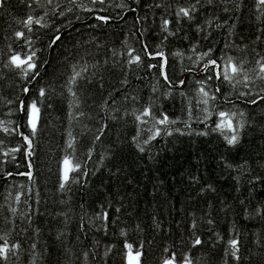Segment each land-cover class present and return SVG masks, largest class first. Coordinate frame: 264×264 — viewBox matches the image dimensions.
I'll return each instance as SVG.
<instances>
[{
	"label": "trees",
	"instance_id": "trees-1",
	"mask_svg": "<svg viewBox=\"0 0 264 264\" xmlns=\"http://www.w3.org/2000/svg\"><path fill=\"white\" fill-rule=\"evenodd\" d=\"M55 2L61 5L59 10L69 11L63 17L48 12V19L60 28L59 39L51 40V24L36 33L38 65L42 67L36 69L39 75L34 85L50 90V99L41 108V119L32 138V156L25 159L22 151L11 153L12 148L22 145L21 138L0 131V169L11 173L6 176L0 171V233L8 227L6 220L12 219L17 227L11 235L22 243L19 260L12 257L10 264H123L125 238L129 242L143 241V264H158L165 255L164 247L178 259L187 252L193 264H233L231 257L224 255L229 236L239 242L238 264H264V104L246 105L235 95L228 97L245 112V123L237 143L227 145L219 132L212 131L211 123L200 122L203 105L197 103L201 98L196 82L205 79L207 71L197 74L201 62L195 59L197 52L208 47H212L216 57L221 51L249 61L257 58L255 54L264 55V6L255 7V0H212L211 5L200 0L194 21L181 19L178 26L176 6H187L194 0H104L103 5L75 0L81 5L79 8L70 0ZM27 3L29 0H5L0 8V65L8 43L5 35L11 36L12 30L20 27L16 21L23 20L26 14H40L42 9L35 5H44V0H32L31 8L25 7ZM119 4L126 7L121 9L116 6ZM155 4L170 7L158 8ZM237 4L239 8L235 7ZM94 15H107L110 19L101 23ZM162 16H167L169 30L175 35L165 38L160 31ZM212 18L214 24H227L219 28L205 24ZM196 25L201 31L196 30ZM228 29L230 36L226 35ZM140 40L150 52L160 44L170 84L166 85L159 75L160 58L145 57ZM226 41L233 47L225 49ZM240 43L246 47L236 51L235 46ZM129 47L134 51L128 52ZM132 55L141 56L138 67L126 63ZM81 58V62L89 64L90 71L102 78L103 87L93 78L79 96L78 110L85 116L70 122V98L62 84L69 64ZM148 63L153 68L148 69ZM125 79L126 85L121 83ZM177 80L184 83L178 86ZM19 83L11 73L0 80V121L20 123V132L27 135L18 114H9L12 105L7 103L15 99ZM220 88L221 94L233 91L224 85ZM32 91L30 88L29 94ZM124 94L138 100L125 101ZM103 99L108 105L113 99L117 101L114 107H119L120 112L111 113L117 116L116 120L100 112L97 105ZM49 103L51 108L47 107ZM145 104L153 116L163 112L169 118L167 125H157L160 134L147 144L143 141L154 121L141 117L148 123H140L137 134L132 115L133 110L140 114ZM216 104L232 107L219 99ZM125 109L127 114L121 117ZM102 117L106 127L102 134L96 133L100 139L92 145L96 122ZM7 126L11 128L12 124ZM165 128L171 130V135L164 134ZM69 130L80 137L76 142L77 155L86 144L94 151L88 160L89 175L84 184L69 183L61 192L57 164ZM202 132L206 134L201 135ZM133 136L137 137L135 143ZM136 143L144 151H139ZM28 163L32 165L31 178L22 174L29 170ZM17 192L21 193L18 201ZM101 204L108 211L106 230L99 227L100 221L94 217ZM10 207L17 212L10 213ZM21 212L31 214L30 225L22 221ZM121 229L125 236L120 235ZM193 233L200 237V245L191 244ZM33 243L35 256L30 247Z\"/></svg>",
	"mask_w": 264,
	"mask_h": 264
},
{
	"label": "snow or ice",
	"instance_id": "snow-or-ice-1",
	"mask_svg": "<svg viewBox=\"0 0 264 264\" xmlns=\"http://www.w3.org/2000/svg\"><path fill=\"white\" fill-rule=\"evenodd\" d=\"M91 2L93 5L96 3L103 5L104 0H91ZM70 3L74 4L77 8L81 7V5L75 3V0H70ZM206 3L211 5L212 0H206ZM4 4L5 0H0V8H3ZM199 4L200 0H194L192 4H188L187 6L177 5L174 13L176 24L179 26L181 19L187 22H193L195 19L193 14L197 12ZM116 6L121 9L126 7L123 4ZM145 6L149 7L148 5ZM154 6L158 8L170 7L162 4H155ZM260 6H264V0H255V7L259 8ZM25 7L31 8L32 0H29V3L25 4ZM35 7L42 9L40 14H35L34 12L26 14V17L23 20L16 21L20 27L13 29L11 36H8L7 34L5 35V39L8 43L5 44L6 51L3 52L4 60L3 64L0 65V68L3 69V72L0 73V80H4V78L11 73L20 82L18 88L16 89L15 99L8 100L7 103L12 105L9 114L12 112L18 114L19 121L22 122L24 128L28 130V134L26 135L24 132H20V123H14L12 121H0V131H3L6 134L15 133L20 136L22 145L12 148L10 152L15 153L17 151H22L25 159L32 156V138L37 132L38 123L41 119V108L45 104V101L50 99L48 96V91L50 90L46 89L44 86L35 87L34 85V82H36L37 76L39 75V72L36 71V69L38 66L42 67V65H38V49L35 47V42L38 39L36 33L40 29H47L51 24L54 28L51 40L55 41L59 39L60 28L48 19V12L51 11L53 15L58 14L60 17H63L65 12L69 11L68 8L59 10L61 9V5L56 3L55 0H44V5L36 3ZM235 7L239 8L240 5L237 4ZM89 11H92V9H89ZM223 11L227 12L228 9L224 8ZM94 18L101 23L110 19L107 15H94ZM214 19L215 18L205 21V24H210L216 28L227 24V21H224L223 24H214ZM137 23H139V20H137ZM169 23L170 21L167 16H162L160 20V31L165 34V38H167V36L175 35L174 32L169 30ZM93 26L95 27V25ZM137 30L139 31V29ZM196 30L201 31L200 25H196ZM257 31H261V29H257ZM133 35H135V33H133ZM226 35H231V29H228ZM257 39H259V37H257ZM139 43L141 45V51L145 57L155 56L160 58L158 62L159 75L164 77L166 85L170 84L171 82L168 80L164 71L163 61L165 58V52L162 50L160 44L156 45L155 51L150 52L143 40H140ZM230 47H233V45L226 41L224 48L228 49ZM245 47L246 45L243 43L235 46L236 51ZM133 51L134 50L132 48H128V52L131 53ZM253 53H255V49H253ZM174 55H179V53H174ZM255 56L257 58L249 61L246 57H236L228 55L226 51H221L220 56L216 57L213 53L212 47H208L207 50L202 53L197 52L195 56L196 61L201 62L200 68L207 71L205 79H201L196 82L199 85L197 92L201 98L197 101V103L203 105V119L200 122L204 123L207 121L211 123L212 131L219 132L227 145H234L237 143L239 139V130L244 127L245 123L243 120L245 112L239 109L235 104H232V101L228 99V97L235 95L239 101L246 105H256L258 102L264 104V55L255 54ZM82 60L83 58L75 63L69 64L65 81L62 84L63 90L67 92V95L70 98L68 101L70 122L75 117L82 118L85 116L83 111L78 110L80 105L79 96L86 91L87 85L93 83V78L100 87H103L102 78L95 72L90 71L89 64L87 62H81ZM126 63L129 65L134 64L138 67L142 63L141 56L132 55ZM153 66L154 65L152 63L147 64L148 69L153 68ZM121 83L126 85L128 81L125 79ZM183 83V80H177V84ZM220 85L230 87L233 91H225V93L221 94ZM30 88L34 89L31 94H29ZM77 88H79V93L77 92ZM153 91H155V89H153ZM181 95H183V93H181ZM108 99L111 98L109 97ZM123 99L125 101H135L138 100V97L124 94ZM218 99L223 100L224 104L232 105V107H218L216 104ZM116 104L117 101L114 99L111 101V105H108L107 99H103L97 107L100 112L106 113L108 119L116 120L117 116L111 115L112 112H120L119 107H114ZM47 107L51 108V103H49ZM73 108H76L77 111L73 112ZM136 111L137 110H133L132 115L134 120L137 122V134H139V124L148 123V119L142 120L141 117L151 118L154 121L152 129L149 130L148 138L143 141L145 144H147L149 140H152L155 135L160 134L161 129L157 127V125H167L169 123V118L163 112H159L158 117L153 116L150 112V106L148 104L142 106L139 110L140 114H136ZM125 114H127V109L124 110V113H121V117ZM88 118L92 119L91 116ZM189 118H191V115H189ZM103 119L104 118L102 117L101 120L96 122L97 129L96 132L93 133L91 141L92 145L100 139V135L96 133L102 134L104 132L106 124L103 123ZM9 123L12 124L11 128L7 126ZM172 123H175V121H172ZM184 123L187 125V121ZM84 130L85 132L88 130L86 125L84 126ZM176 131L179 132L180 129H176ZM164 134L171 135V130L165 128ZM200 134L205 135L206 133L202 132ZM79 139L80 137L75 136L69 130L63 140L64 147L60 149L62 155L60 156L57 164L58 190L61 192L64 191L69 183L78 181L83 185L86 177L89 175L88 160L91 159L94 149L91 145L86 144L84 146V151L77 155L76 142ZM132 140L135 143L137 141V137L133 136ZM0 143H2V141H0ZM136 147L139 151H144V149L140 147L139 143H136ZM7 154L10 153H6V155ZM100 159L103 160L104 156L102 155ZM12 160H15V156H12ZM27 168L29 170L24 173V175L31 178V163L27 164ZM0 171L3 170L0 169ZM3 175L7 176L11 175V173L3 171ZM20 195V192L16 193L17 201L19 200ZM119 211V208H117L116 212ZM9 212L15 214L17 209L10 207ZM61 215H63V213H61ZM20 216L22 221H27L29 225L31 224V214L21 212ZM94 217L100 221L99 227L106 230L108 211L103 204H101L98 211L94 213ZM5 223L8 227L4 232L0 233V264H10L12 257H16V259L19 260L18 253L22 250L21 241L14 239L11 235L12 231H14L17 227L15 221L8 219ZM208 224H212V221L208 220ZM193 228H195V221L193 222ZM120 235L125 236L123 229L120 230ZM216 239H220L219 234H216ZM191 244L200 245V237L193 233ZM226 245L227 246L224 248V255L230 256L233 264H238L240 260L238 240L229 236L226 241ZM30 247L33 250L32 255L35 256L34 250L36 248V244L33 243ZM108 248L110 249L111 246H108ZM143 249V241L129 242L128 239L125 238L122 243L123 264H143L141 260L142 255L145 254ZM162 251L165 255L159 258L158 264H193L187 252L182 253L178 259L174 252H170L168 247H164ZM84 255L86 256L87 253H84ZM245 259H247V257H245ZM224 264H227V262H224Z\"/></svg>",
	"mask_w": 264,
	"mask_h": 264
},
{
	"label": "water",
	"instance_id": "water-1",
	"mask_svg": "<svg viewBox=\"0 0 264 264\" xmlns=\"http://www.w3.org/2000/svg\"><path fill=\"white\" fill-rule=\"evenodd\" d=\"M153 57H155V56H153ZM164 71H165V66H166V59L164 58ZM205 72V70L204 69H202V68H199L197 71H196V73L197 74H202V73H204ZM187 73L188 72H186L185 73V76L187 75ZM165 75H166V73H165ZM164 78V77H163ZM181 84H178V86H180ZM22 174H24V172L22 173Z\"/></svg>",
	"mask_w": 264,
	"mask_h": 264
}]
</instances>
